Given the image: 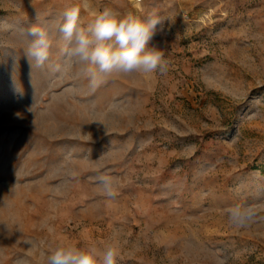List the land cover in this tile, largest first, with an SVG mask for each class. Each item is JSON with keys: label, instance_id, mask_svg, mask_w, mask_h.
<instances>
[{"label": "rangeland", "instance_id": "obj_1", "mask_svg": "<svg viewBox=\"0 0 264 264\" xmlns=\"http://www.w3.org/2000/svg\"><path fill=\"white\" fill-rule=\"evenodd\" d=\"M71 7L82 26L159 18L168 72L93 84L55 31ZM36 23L43 66L25 55ZM236 202L257 206L248 227L227 221ZM112 239L118 264H264V0H0V264Z\"/></svg>", "mask_w": 264, "mask_h": 264}, {"label": "clouds", "instance_id": "obj_2", "mask_svg": "<svg viewBox=\"0 0 264 264\" xmlns=\"http://www.w3.org/2000/svg\"><path fill=\"white\" fill-rule=\"evenodd\" d=\"M161 24L157 17L142 20L131 13L121 16L105 8L96 13L86 26H82L80 8L71 7L61 14L55 31L65 42L63 52L66 57L89 66L88 71L95 84L113 75L166 74L169 61L165 59L164 52L152 44ZM27 36L26 57L36 66L45 65L53 46L52 28L36 23L27 30ZM93 180L104 197L116 198L118 191L112 176L101 172ZM225 212L229 225L245 228L256 219L257 206L236 202L229 205ZM49 231L52 229L49 228ZM119 257V241L115 239L102 247L59 242L45 255L42 264H118Z\"/></svg>", "mask_w": 264, "mask_h": 264}, {"label": "built area", "instance_id": "obj_3", "mask_svg": "<svg viewBox=\"0 0 264 264\" xmlns=\"http://www.w3.org/2000/svg\"><path fill=\"white\" fill-rule=\"evenodd\" d=\"M140 1V0H139Z\"/></svg>", "mask_w": 264, "mask_h": 264}]
</instances>
